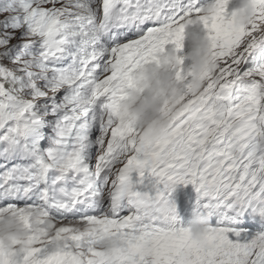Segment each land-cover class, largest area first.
I'll use <instances>...</instances> for the list:
<instances>
[{"label": "snow or ice", "instance_id": "obj_1", "mask_svg": "<svg viewBox=\"0 0 264 264\" xmlns=\"http://www.w3.org/2000/svg\"><path fill=\"white\" fill-rule=\"evenodd\" d=\"M229 2L0 0V214L26 233L0 239V264H264V0L240 26ZM189 23L212 48L198 95L179 55ZM168 45L183 107L145 144L121 93ZM180 184L211 220L202 242Z\"/></svg>", "mask_w": 264, "mask_h": 264}, {"label": "clouds", "instance_id": "obj_2", "mask_svg": "<svg viewBox=\"0 0 264 264\" xmlns=\"http://www.w3.org/2000/svg\"><path fill=\"white\" fill-rule=\"evenodd\" d=\"M214 11L210 8L206 14L212 15ZM236 11L237 26L249 24L256 13L254 0H241V6ZM185 39L188 42H184L179 55L185 57L184 68L191 74L192 92L198 95L206 87V73L214 67L211 43L199 24L186 25ZM167 50L159 64H143L134 71L132 86L124 88L121 93L120 119L136 126L145 144H155L166 139L172 126L171 114L183 107L184 84L177 81L174 72L180 67L178 54L172 48ZM190 60L191 64L187 66ZM198 196L195 186L191 184L177 185L171 194L183 224L191 229L192 240L202 242L211 220L207 214L195 211ZM144 198L146 201L151 200L150 194H145ZM0 222V239L5 244L10 245L13 240H24L26 233L14 214H0ZM244 222L261 223L258 218L253 220L251 217H245ZM23 246L28 245L25 243Z\"/></svg>", "mask_w": 264, "mask_h": 264}, {"label": "rangeland", "instance_id": "obj_3", "mask_svg": "<svg viewBox=\"0 0 264 264\" xmlns=\"http://www.w3.org/2000/svg\"><path fill=\"white\" fill-rule=\"evenodd\" d=\"M171 46H172V45H170V46L168 45L167 48H169V47H171Z\"/></svg>", "mask_w": 264, "mask_h": 264}, {"label": "bare ground", "instance_id": "obj_4", "mask_svg": "<svg viewBox=\"0 0 264 264\" xmlns=\"http://www.w3.org/2000/svg\"><path fill=\"white\" fill-rule=\"evenodd\" d=\"M170 46V45H169Z\"/></svg>", "mask_w": 264, "mask_h": 264}]
</instances>
